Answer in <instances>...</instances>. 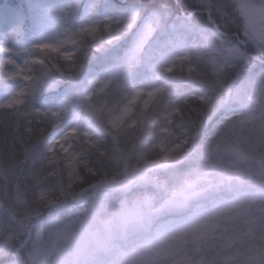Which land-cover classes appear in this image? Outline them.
Masks as SVG:
<instances>
[{
  "label": "trees",
  "instance_id": "16d2710c",
  "mask_svg": "<svg viewBox=\"0 0 264 264\" xmlns=\"http://www.w3.org/2000/svg\"><path fill=\"white\" fill-rule=\"evenodd\" d=\"M6 1L23 7L26 24L23 50H0V160H22L18 182L30 204H46L62 189L80 196L92 184L132 168L142 172L141 178L147 177L168 153L190 160L195 144V155H203L209 141L206 132L221 120L225 105L233 103L237 88L244 86L247 95L253 93L264 74V46L248 40L243 28L248 3L260 0H101L95 8L87 0H0V16ZM134 7L143 17L160 10L170 14L171 20L151 40L141 62L127 65L124 77L130 74L128 81L145 90L160 78L168 81L167 88L156 97L145 92L137 100L130 92L104 95L97 102L110 103L108 119L127 105L132 107L125 125L106 129L103 112L107 123L97 136L90 137L83 130L68 133L69 121L78 113L85 127L96 122L86 103L80 108L76 100L89 86L88 70L119 66L113 54L129 47ZM93 21L97 22L95 37L82 31ZM177 34L185 37V49L179 46ZM231 35L241 36L246 44L241 46L250 61L246 69L223 67L218 52L208 46L209 36L227 42ZM120 37L124 39L119 41ZM173 55L182 59L171 73L165 68L152 69L154 63ZM14 98L20 102L9 105ZM236 107L240 108L239 102ZM242 118L235 133L245 139L246 146L259 148L260 158L249 164L253 178H243V184H217L219 192L206 195L183 214L194 213L197 220L222 209L220 198L234 200L228 207L233 210L200 240L174 239L189 260L195 253L203 264H225L232 257L245 259L264 252V178L260 171L264 170V137L261 124L250 122L245 115ZM173 236L152 230L121 245L113 256L102 254L95 264H135L136 251ZM12 258L11 251L1 264H11Z\"/></svg>",
  "mask_w": 264,
  "mask_h": 264
},
{
  "label": "rangeland",
  "instance_id": "374dc122",
  "mask_svg": "<svg viewBox=\"0 0 264 264\" xmlns=\"http://www.w3.org/2000/svg\"><path fill=\"white\" fill-rule=\"evenodd\" d=\"M87 1L91 8H95L101 0ZM247 9L244 36L264 46V0L249 2ZM133 13H138V16L128 27L131 30L129 47L132 35H140L127 56V65L138 62L151 40L166 21L171 20L170 14L160 10L143 17L142 12L134 7L130 17ZM158 18L159 23H156ZM150 21L153 22V31L145 39L146 26ZM25 24L23 7L4 2L0 16V48L22 50ZM47 26H50L48 22ZM174 27L170 24L171 29ZM181 35L177 34L178 44L185 49L186 40ZM210 37L207 38L208 46L218 52L217 60L223 67L233 65L246 69L250 65L241 47L246 45L241 36H228L227 42ZM123 39L120 37L119 41ZM181 59L175 55L167 57L166 61L152 65V69L165 68L171 73ZM242 71L239 72L240 77ZM86 75L89 86L79 95L76 106L82 108L86 103L91 120L96 122L85 127L82 115L78 113L69 121L68 133L83 130L90 137L97 136L107 123L103 112L108 113L110 103L99 105L97 101L102 96L122 91L130 92L134 100L145 92L156 97L168 84L167 80L156 78L157 83L145 90L143 85H132L127 79L130 74L124 77V72L116 66L102 72L90 69ZM126 85L125 90L117 89ZM238 102L240 108L236 107ZM131 108L127 105L109 119L107 114L104 115L109 126L106 129L122 128L133 112ZM243 109L246 110L244 114L241 112ZM244 115L250 117V122L262 125L260 134L264 137V74L253 93L247 95L244 86L237 88L233 103L225 105L221 120L206 132L209 141L203 155H195L198 150L195 144L194 157L190 160L168 153L163 164L147 177L141 178L142 172L132 168L119 177L92 184L80 196L62 189L46 204L38 202L34 205L26 201L25 191L18 182L23 172L21 159H6V163L0 160V185L3 184V189H0V264L2 258H10L11 251V264H95L100 256H113L121 245L139 240L140 236L152 230L157 234L170 232L178 242L191 238L200 240L212 228L190 235L188 229L195 221L194 213L183 214L206 195L219 192L220 189L215 190L217 184H243V178H253V168L249 164L260 158L257 154L259 148L257 145L246 146L245 139L235 133ZM260 171H263L261 175L264 178V170ZM219 201L223 208L234 204V200L227 197ZM225 264H264V252H256L245 259L232 257Z\"/></svg>",
  "mask_w": 264,
  "mask_h": 264
},
{
  "label": "clouds",
  "instance_id": "9594fccd",
  "mask_svg": "<svg viewBox=\"0 0 264 264\" xmlns=\"http://www.w3.org/2000/svg\"><path fill=\"white\" fill-rule=\"evenodd\" d=\"M139 35L140 33L132 35L129 48L119 50L117 53L113 54L114 58L118 60L121 72H126L128 70L126 63L127 56L135 47ZM108 70H110V68ZM232 210L231 208L225 207L214 214L202 216L189 226L188 234L195 235L198 232L217 227L219 221ZM134 257L135 264H201L200 257L195 253L191 255V260H189L186 250L178 249L174 243V238L162 240L147 248H141L136 251Z\"/></svg>",
  "mask_w": 264,
  "mask_h": 264
},
{
  "label": "snow or ice",
  "instance_id": "6c2138e0",
  "mask_svg": "<svg viewBox=\"0 0 264 264\" xmlns=\"http://www.w3.org/2000/svg\"><path fill=\"white\" fill-rule=\"evenodd\" d=\"M138 13H133L132 16L130 17V22L135 21L137 19ZM156 23H159V18L157 19ZM82 31L88 32V34L92 37H95L97 33V22L93 21L92 25L90 28L82 29ZM153 31V22H149L146 26V31H145V39H147L149 36H151ZM58 47V45L56 46ZM22 95V94H21ZM18 98H14L13 100L9 101V105L19 103Z\"/></svg>",
  "mask_w": 264,
  "mask_h": 264
}]
</instances>
